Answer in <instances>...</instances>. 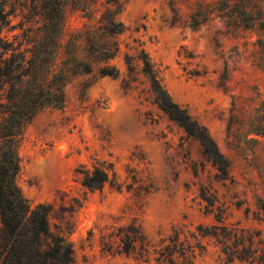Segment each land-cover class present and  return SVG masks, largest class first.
I'll use <instances>...</instances> for the list:
<instances>
[{
    "label": "rangeland",
    "instance_id": "374dc122",
    "mask_svg": "<svg viewBox=\"0 0 264 264\" xmlns=\"http://www.w3.org/2000/svg\"><path fill=\"white\" fill-rule=\"evenodd\" d=\"M44 1L0 0V36L14 46L20 42V50L30 47L43 22ZM212 1L126 0L114 14L123 25L116 36L119 52L107 61L119 78L100 76L102 62L82 52L91 71L68 75L62 107L38 111L16 136V185L31 207H48L49 231L70 243L72 264H156L152 251L145 263L135 253L102 248V237L131 222L155 247L172 229L179 240L196 243L187 264H264V133H250L264 99V68L253 63V34L227 32L218 19L188 26L197 4ZM256 1L264 9V0ZM88 3L89 22L69 2L61 5V43L84 23L97 25L110 8L105 0ZM137 43L172 100L206 128L228 161L225 178L197 141L157 108L140 75L130 88L120 86L126 73L122 53ZM221 74L226 78L220 80ZM96 161L112 164L119 190L104 185L90 191L79 184L76 170ZM132 176L139 180L128 187ZM139 183H150L149 193L137 195ZM201 187L214 195L211 212L199 196ZM213 224L252 235L253 243L244 240V246L246 254L251 246L255 259L227 260L214 237L196 236L198 225ZM181 263V257L174 259Z\"/></svg>",
    "mask_w": 264,
    "mask_h": 264
},
{
    "label": "trees",
    "instance_id": "16d2710c",
    "mask_svg": "<svg viewBox=\"0 0 264 264\" xmlns=\"http://www.w3.org/2000/svg\"><path fill=\"white\" fill-rule=\"evenodd\" d=\"M88 1L45 0L43 22L37 27L36 36H28L32 38L31 46L23 50H20V42L16 47L14 41L9 42L0 36V264H72L74 261L70 243L49 231L46 218L48 207L43 204L31 207L16 185L18 165L15 145L22 125L38 111L48 107H62V87L68 75L91 71V66L80 59L82 52L102 62L97 67L100 76L119 78L118 70L107 61L119 52L116 36L122 33L123 25L114 19V14L122 9L126 0H105L110 8L105 9L97 25L84 23L82 28L69 31L64 43L60 42L63 31L61 5L69 2L89 22L92 9ZM2 10L0 8V15ZM206 19H218L230 33L243 30L253 34V63L264 68V9L256 0H215L197 4L188 16V26L195 28ZM129 49L131 53H122L126 73L120 77V86L123 89L130 88L136 76L140 75L157 108L181 127L186 135L197 141L203 156L215 166L218 177L225 178L229 172V163L219 153L206 128L184 106L172 100L161 82L158 69L150 61L141 43ZM225 78L222 74L219 76L220 80ZM250 133H264V99L256 109ZM76 172L80 174L79 184L90 191L101 190L104 185L115 190L121 187L109 162L96 161L90 167L81 166ZM131 180L128 187L139 179L132 176ZM150 186V183L137 184L136 194L149 193ZM199 196L205 202L206 211L211 212L214 195L201 187ZM215 210L214 218L220 221L221 209L215 207ZM196 230V236L214 237L227 260L234 257H252L251 261L255 259V255L249 253L251 246L247 254L244 246V240L250 245L253 243V236H245L236 227L198 225ZM107 236L106 239L101 238L103 249H114L125 255L135 253L134 258L145 263L149 262L152 251V254L157 255L154 258L156 264H173L174 259L179 257L181 264H187L189 257L194 256V246L198 247L196 243L191 245L187 240H179L175 229L161 240L160 247H155L133 222L119 226ZM238 244H241L240 248L236 247Z\"/></svg>",
    "mask_w": 264,
    "mask_h": 264
}]
</instances>
